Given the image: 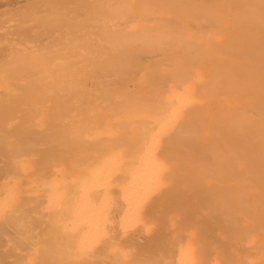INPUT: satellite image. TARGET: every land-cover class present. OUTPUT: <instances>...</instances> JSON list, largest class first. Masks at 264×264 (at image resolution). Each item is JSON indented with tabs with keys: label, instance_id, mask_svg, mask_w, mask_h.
<instances>
[{
	"label": "bare ground",
	"instance_id": "1",
	"mask_svg": "<svg viewBox=\"0 0 264 264\" xmlns=\"http://www.w3.org/2000/svg\"><path fill=\"white\" fill-rule=\"evenodd\" d=\"M0 264H264V0H0Z\"/></svg>",
	"mask_w": 264,
	"mask_h": 264
},
{
	"label": "rangeland",
	"instance_id": "2",
	"mask_svg": "<svg viewBox=\"0 0 264 264\" xmlns=\"http://www.w3.org/2000/svg\"><path fill=\"white\" fill-rule=\"evenodd\" d=\"M16 246H18V245L16 244Z\"/></svg>",
	"mask_w": 264,
	"mask_h": 264
}]
</instances>
